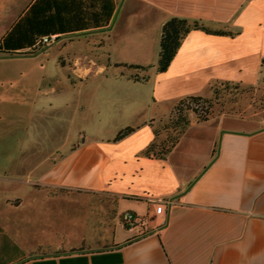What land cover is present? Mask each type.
<instances>
[{"label": "crops", "instance_id": "obj_1", "mask_svg": "<svg viewBox=\"0 0 264 264\" xmlns=\"http://www.w3.org/2000/svg\"><path fill=\"white\" fill-rule=\"evenodd\" d=\"M171 17L225 34L191 31L158 74L148 63L157 57L161 27ZM97 33L107 34L98 44H107L115 61H144L131 65L151 68L109 74L96 57L77 55L66 67L71 89L49 86L34 97L27 66L41 61L16 60L46 57L58 41L90 45ZM51 35L54 43L35 46ZM0 65L7 66L0 98L20 99L11 105L10 127L27 131L34 110L47 124L35 140L15 132L2 139L0 131L1 263L264 264V116L253 110L251 116L198 121L192 115L164 159L141 155L154 126L179 99L209 98L215 83L251 87L260 81L264 0H0ZM2 82L9 84L2 89ZM33 97L46 101L34 109ZM125 128L134 131L114 142ZM50 188L68 195L50 196ZM149 198L171 201L162 225ZM47 201L55 217L49 231L40 216ZM98 201H104L106 228L94 232L78 220L101 209ZM128 211L146 217L145 234L136 237L119 223ZM20 228L23 240L47 232L51 237L20 249L7 234ZM97 239L105 248L34 254L60 240Z\"/></svg>", "mask_w": 264, "mask_h": 264}, {"label": "rangeland", "instance_id": "obj_2", "mask_svg": "<svg viewBox=\"0 0 264 264\" xmlns=\"http://www.w3.org/2000/svg\"><path fill=\"white\" fill-rule=\"evenodd\" d=\"M107 34L97 33L95 35L91 36V40H89L90 45H85L86 40H81L79 43L77 41H74V43L69 44L65 42V45H63L62 41H58L53 50H50L49 55L46 57H39L37 59L32 60H16V61H41L38 65H33L31 67L27 66V70L31 72V75L33 76V86L32 91L34 94V97L36 96V92L39 90H46L49 86H53L56 89H62V90H68L71 89L68 81L67 76H69L70 72L66 69L68 64H70L74 56L77 55H83V54H89L93 57H96L99 63H103L107 66V72L106 73H124V74H130L135 72V70L129 68L131 64H143L144 61H115V55L113 54L114 51L110 49V47L106 45H99V40L104 39ZM96 41V42H94ZM98 41V42H97ZM54 43V42H53ZM94 43V44H93ZM96 45V46H95ZM159 49V45H158ZM158 60V50H157V57L152 61V66H155ZM15 61V60H10ZM44 61V62H43ZM149 62V61H147ZM44 63V68L41 69L40 64ZM145 63V62H144ZM151 66V65H150ZM7 66L0 65V74L4 73V70ZM17 70L18 68H23V66L19 65L15 67ZM32 68V69H29ZM43 78H41L43 75ZM22 85L25 84L24 81L20 82ZM9 84V83H8ZM6 82H2L1 86L2 89L8 86ZM6 97L0 98V111H1V137L2 139H7L8 137H11L12 135H16L19 138H23V136H29L32 135L33 140L35 139H41L46 132V122L43 119V116L41 113H38L34 110L33 113V119L31 122V127L27 128V131H25L23 128H17L16 130H13L14 126L11 124L10 127V121L13 119L12 114L10 113L11 105L14 103H20L19 98H12L9 97L8 94H6ZM34 109L41 106L42 103L46 101V99H42L41 97L34 98ZM213 103L212 108V117L216 115L221 114H235L239 116H243L246 114V116H251L252 111H258L260 115L264 116V75L261 76L260 81L251 87L241 86V85H235L230 84L227 86L219 85L216 88L215 95H210ZM53 99V98H52ZM195 107L196 105H192V107ZM195 108H197L199 111L202 110L203 106L197 105ZM205 109V106L203 110ZM9 114V115H8ZM168 119H164L161 122L157 123L155 125V128L161 131L162 136L160 139H164V130L163 126L167 123ZM13 132H15L13 134ZM35 175V173H34ZM49 188V187H48ZM48 194L50 196H60L65 197V195H68L67 191L65 190H58V189H48ZM88 201V200H85ZM104 201H98V205L100 204L101 209L98 208V210L94 213L89 215H81L79 219L78 215V222L83 224V227L87 230L92 231H101L104 228H106V213L104 211ZM37 203V202H36ZM36 203H32L35 207ZM45 210L42 212V219L44 222L43 227L46 228L47 231L51 230L52 223L50 222L51 219L55 217L51 216L49 210L47 209V206L50 205L51 201L44 202ZM30 204V205H32ZM33 206L32 210H33ZM44 209V208H43ZM34 211V210H33ZM32 212V211H31ZM67 216L71 215V217L75 218V213L69 214L68 211ZM43 213L45 214L43 216ZM53 214V213H52ZM69 218V217H68ZM90 218V219H89ZM119 223H121V216L119 218ZM49 224V225H48ZM5 228V227H4ZM63 228H69L68 226H64ZM6 232H9V228H5ZM71 230V228H69ZM17 231H19L17 229ZM23 231L20 228V232L18 233H7L10 234V237L12 238L11 245H14L17 248L22 249L23 247L31 246L34 243L41 242L44 243V239L47 238V234L44 233L42 235L40 234H32V237L28 236L27 240L24 239ZM48 237H51L49 235ZM43 238V239H42ZM98 242L95 241H82V242H67L60 240L59 242L53 243L52 245H48L45 247H39L36 249L37 251L34 254H46L49 252H70V251H76L79 249H89L92 247L96 248H105V243H102L100 239Z\"/></svg>", "mask_w": 264, "mask_h": 264}, {"label": "trees", "instance_id": "obj_3", "mask_svg": "<svg viewBox=\"0 0 264 264\" xmlns=\"http://www.w3.org/2000/svg\"><path fill=\"white\" fill-rule=\"evenodd\" d=\"M193 30H201L211 34H225L224 32L210 31L198 20H192L183 17H171L164 22L160 31L158 60L154 66L156 73H163L167 70L172 59L176 55L183 39ZM233 36V34H230ZM129 68L135 70V73L146 72L151 67H141L130 65ZM137 79V77H134ZM231 83H215L211 87V94L215 95L216 88L219 85L227 86ZM236 85V84H235ZM192 105L205 106V109L198 110ZM213 103L211 98L200 96H186L179 99L172 107L167 116V123L163 126L164 139H160L162 134L158 129L153 128L154 138L152 142L141 152V155L147 158L164 159L169 152L178 143L180 136L189 125L190 116H195L198 121H206L212 117ZM134 131L132 128H125L118 132L113 139L117 142L128 136ZM0 264H3L0 262Z\"/></svg>", "mask_w": 264, "mask_h": 264}, {"label": "built area", "instance_id": "obj_4", "mask_svg": "<svg viewBox=\"0 0 264 264\" xmlns=\"http://www.w3.org/2000/svg\"><path fill=\"white\" fill-rule=\"evenodd\" d=\"M56 36L51 35V36H45L41 37L36 40L35 46L36 47H44L47 45H50L51 43L55 42ZM148 201L153 207V210L155 212V215L161 219L160 225L164 223L163 219L165 217V206L166 205H171V201H166L163 199H153L149 198ZM121 225L123 228L128 231L133 233L136 237L145 234L147 230V219L145 216L137 215L133 212H124L121 215Z\"/></svg>", "mask_w": 264, "mask_h": 264}, {"label": "water", "instance_id": "obj_5", "mask_svg": "<svg viewBox=\"0 0 264 264\" xmlns=\"http://www.w3.org/2000/svg\"><path fill=\"white\" fill-rule=\"evenodd\" d=\"M115 18H116V14H115V16H114V18H113V22H114ZM113 22H112V23H113ZM110 28H111V26L108 27V28H106V29H104V30H109ZM43 51H44V50H43Z\"/></svg>", "mask_w": 264, "mask_h": 264}]
</instances>
